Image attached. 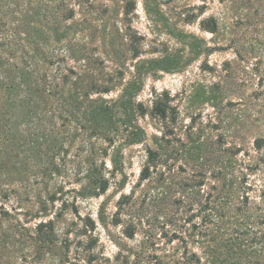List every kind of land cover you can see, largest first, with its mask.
Listing matches in <instances>:
<instances>
[{
  "label": "rangeland",
  "instance_id": "obj_1",
  "mask_svg": "<svg viewBox=\"0 0 264 264\" xmlns=\"http://www.w3.org/2000/svg\"><path fill=\"white\" fill-rule=\"evenodd\" d=\"M69 6L75 21L84 20L85 30L73 35L85 47L78 51L102 63L111 80L101 97L109 137L93 138L90 146L76 140L54 183L35 185L40 200L23 202L5 219L26 230L20 264H173L184 251L200 256L202 219H187L198 210L199 185L200 195L220 186L221 177L230 187L240 171L252 189L243 209L264 223L258 217L264 146L252 147L254 137L264 139V113L253 121L237 104L255 96L264 105V0H71ZM155 104L166 109L165 119L153 114ZM147 149L169 157L141 181ZM95 178L106 181L104 193L92 186ZM175 182L186 184L183 196L175 194L179 208L157 204L156 195ZM173 214L182 219H170ZM48 221L54 236L44 229L40 239L35 227Z\"/></svg>",
  "mask_w": 264,
  "mask_h": 264
},
{
  "label": "trees",
  "instance_id": "obj_2",
  "mask_svg": "<svg viewBox=\"0 0 264 264\" xmlns=\"http://www.w3.org/2000/svg\"><path fill=\"white\" fill-rule=\"evenodd\" d=\"M52 1L0 0V264L23 261L26 230L5 220L16 206L33 197L40 200L39 193L34 194L35 185L46 189L54 183L64 171L65 155L76 140L86 139L90 146L93 138L109 137L104 125L110 113L101 97L111 90V80L102 63H92L84 51H78L77 47H85L73 35L85 30L84 20H74L71 0H55L59 3L56 8ZM55 50L63 55L56 57ZM66 57L84 63H58ZM224 83H220L222 89L228 86ZM238 102L250 113L248 118L259 121L264 105L257 97H243ZM153 114L165 119L166 109L155 104ZM263 146L262 137L253 138V149ZM90 150L87 147L86 154ZM168 157L147 149V164L140 180L149 181L158 166L167 164ZM93 169L96 171L93 167L86 169V174H92ZM201 174L204 178L207 172ZM160 175L162 179L164 174ZM232 177L230 187L221 177L217 179L220 186L212 184L201 195L204 184L199 185L198 210L187 219H202L196 235L202 255L184 251L173 264H264V223L251 220L243 209L249 204L251 184L243 171ZM90 182L99 193L107 190L101 178ZM183 187L186 184L182 182L167 184L165 193L156 195L157 204L179 208L183 202L175 194L183 196ZM55 200L56 196H50L48 203ZM48 203L42 202L44 210ZM192 206L189 204L188 210ZM262 214L258 217H264ZM170 219L182 217L173 214ZM254 225L261 227L258 233ZM44 229L52 239V222L36 225L40 239ZM43 242L49 243L44 238L40 240Z\"/></svg>",
  "mask_w": 264,
  "mask_h": 264
}]
</instances>
